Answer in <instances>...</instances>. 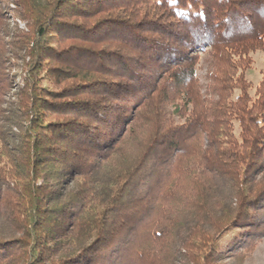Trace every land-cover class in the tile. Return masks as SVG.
Returning <instances> with one entry per match:
<instances>
[{
	"label": "trees",
	"instance_id": "16d2710c",
	"mask_svg": "<svg viewBox=\"0 0 264 264\" xmlns=\"http://www.w3.org/2000/svg\"><path fill=\"white\" fill-rule=\"evenodd\" d=\"M13 2L0 264H223L264 235V0Z\"/></svg>",
	"mask_w": 264,
	"mask_h": 264
},
{
	"label": "rangeland",
	"instance_id": "374dc122",
	"mask_svg": "<svg viewBox=\"0 0 264 264\" xmlns=\"http://www.w3.org/2000/svg\"><path fill=\"white\" fill-rule=\"evenodd\" d=\"M28 6H18L13 0H0V11L5 16L8 28L4 34V42H19L21 41L20 35L28 32L30 12L27 9ZM12 50V51H11ZM7 68L6 71L9 76L16 77L13 75L19 72L20 66L22 65L21 52H17L10 46H7ZM12 52V53H10ZM17 52V53H15ZM253 64L246 70V78L254 86L261 76V71L264 69V53L261 50H257L252 53ZM199 75L203 74L202 71H198ZM7 83V82H6ZM21 86L20 81L17 79H9V83L6 85L3 95L4 102H16L18 99L17 92ZM7 109L6 104L2 105ZM0 126L6 131L17 132V129L12 125L0 123ZM223 264H264V235L258 237L250 245L246 246L241 250V254L236 255L234 258H229L224 261Z\"/></svg>",
	"mask_w": 264,
	"mask_h": 264
}]
</instances>
